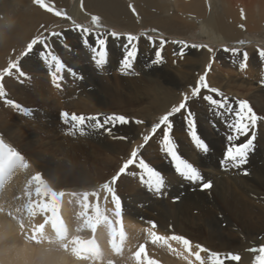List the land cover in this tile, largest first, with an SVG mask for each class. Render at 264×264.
I'll return each mask as SVG.
<instances>
[{"label":"bare ground","instance_id":"obj_1","mask_svg":"<svg viewBox=\"0 0 264 264\" xmlns=\"http://www.w3.org/2000/svg\"><path fill=\"white\" fill-rule=\"evenodd\" d=\"M49 1L56 7H66L65 13L73 18L84 19L94 14L99 16L103 25L110 27L134 32L140 27L157 28L174 38L197 37L202 43H187V47H184L183 44L172 41L162 54L163 62L151 65L155 51L149 46V38L144 36V44L140 45L132 69L124 73L117 59L122 53L111 48L107 63L97 69L88 52L82 49L71 32L66 35L71 45L68 48H56L55 54L63 57L66 66L77 76L81 75V79L78 80L65 70L63 74L56 73L63 79L57 81L60 86L56 87L51 84L47 75L49 67L39 64L34 55L30 57L32 52L23 56L20 53L44 29L54 28L68 20L40 8L33 0H0V70L19 57V68L25 74L21 76L16 69H12L11 74L0 80L6 93L4 97H0V140L24 157L22 165L0 173V264H104L102 260L111 258V252L107 253L106 246L102 247L100 255L98 250L96 252V241L90 236L93 229L86 225L79 228L75 226L82 217L71 210L70 214H74L69 218L67 205L72 207L73 200H77L78 196L83 198L82 194L85 192L90 194L87 197L90 200L111 199V193L102 192L100 187L110 176L97 175V164H106L104 166L107 170L115 154L135 149L146 123L136 122L137 126L130 123L127 130L125 127L119 130L120 134L109 135L103 130H97L99 134L95 132L94 136L95 133L86 128L83 134L76 130L70 132L68 127L71 123L56 120L61 110L77 115L81 111L86 116L120 115L123 112L142 118L157 112L162 114L171 111L185 96L190 97L186 104L194 111L192 113L197 121L198 135L210 149L204 154L192 143L185 151L190 163L196 164L203 178L209 179L214 187L203 192L197 187L194 193H185L180 200L174 201L173 197L179 196L178 190H175L177 184L184 180L177 177L172 166L164 165L163 160L161 174L170 187L169 194L164 196L161 191L157 193L146 188L148 190L145 192L152 194L153 198L145 195L143 198L146 202L129 205V210H122L120 220L125 227L119 228L125 236L130 235L125 240V248L131 247L130 253L126 250L123 252L132 264H145V253L156 264H182L180 257L176 256L180 252L183 257L189 258L188 261H183L184 264H189L191 258L201 264L193 255L198 251L197 245L217 250L236 248L241 260L225 261V264H247L258 252L250 249H258L259 244H264V213L258 207L264 202V156L260 160L248 161L240 168H222L220 160L230 130L215 114L213 106L203 98L205 95H212L216 99L220 97L208 89H201L196 97H192L191 92L201 73L212 61L207 83L210 88H218L224 92V96L229 98L234 107L237 98L249 99L253 101L252 109L257 117L264 113V58L259 55V50H263L259 45L264 46V0ZM129 4L135 9V14L128 7ZM112 40L111 44L117 42V39ZM239 41L243 45L257 42V45L254 43L244 48L248 50L247 60L258 63L249 70V77L239 73L241 71L238 65L245 61L243 53L230 51L240 48L233 46L225 48L229 51L222 52L225 50L223 45H233L232 43ZM155 43L157 47L154 46L153 49L158 48V42ZM172 47L174 50L184 47L186 51L177 55L176 51H171ZM215 51L216 56L213 57ZM230 59L235 64L230 63ZM115 68L121 72L118 70L119 73H111ZM13 81L18 84H12ZM7 99L31 110L30 114L25 115L7 105ZM182 111L170 117L174 125L170 135L185 130L186 125L180 123L186 114ZM162 127L151 135L162 138ZM255 131L258 139H255L254 147L264 148V142L260 138L263 137L264 124L259 119ZM247 138L240 137L235 143H243ZM262 151L264 154V149ZM154 154L157 155L156 152ZM245 168L248 170L247 175L243 174ZM37 176L39 180L35 179ZM113 187H121L118 180ZM37 188L41 189V194L36 193ZM50 192L63 194L57 199V214L61 220L57 227H53L48 219L51 214L42 212L38 206L41 199L49 200L47 193ZM197 197L202 200L201 207L214 214L213 216L195 215L191 212L192 206H199ZM106 206L107 202L104 201L100 208L108 216L112 212H108ZM219 215L221 218L216 219ZM223 220L226 221V226L221 227L220 222ZM139 229L146 230L142 240L137 238L140 234L136 230ZM153 232L163 237L180 235L202 243L189 240V252L179 241L168 239L167 242L153 243ZM100 234L105 240L106 234ZM226 234L230 237L224 236ZM76 240L93 241V244L85 249L76 244ZM137 244L145 246V253L141 254L139 261L134 253L140 246L131 253L132 246H138ZM102 255L106 257L101 260ZM200 255L203 263L209 264L208 253L201 252ZM129 261L124 259L123 264H129Z\"/></svg>","mask_w":264,"mask_h":264},{"label":"snow or ice","instance_id":"obj_2","mask_svg":"<svg viewBox=\"0 0 264 264\" xmlns=\"http://www.w3.org/2000/svg\"><path fill=\"white\" fill-rule=\"evenodd\" d=\"M34 4L38 5L40 8L45 9L48 12H53L55 15H61V12L56 11L53 7H50L45 0H33ZM128 7L132 10L133 14H135V9L132 7L131 4ZM99 17L93 15L91 17L92 23L94 25H99ZM76 29H80V25L75 26ZM94 35L95 37V45L91 47V52L93 53L92 59L97 69L101 68L107 63L108 59V51H107V38L111 36L114 39L119 40L121 36H124L125 43L122 46L123 57L120 60V69L123 70L125 73L132 69L133 63L138 55V37L132 34H122L117 33L115 31L109 33H101L96 32L93 33L89 28H83V40L84 43L87 44V37L88 35ZM52 36L61 35L60 33H51ZM48 39L46 36H37L33 38L27 45L25 51L22 55H27L30 53L34 46L37 44H41L44 47V50L39 53L40 58L49 65L50 71L49 74L52 77L53 83L56 87H59L58 80L62 79V76L58 77L56 73L62 72L64 69V65L60 61V59L52 54L50 45L45 43ZM149 40H152L149 37ZM167 43V41L161 40L160 47L155 50L154 58L150 61L151 65H159L163 62L162 60V48L163 45ZM183 44V42H178ZM187 47V45H184ZM184 47H181L180 52L183 54ZM198 47V46H194ZM211 51V49H209ZM225 51H229V49H225ZM232 53H236L237 49H231ZM259 55L264 58V50H259ZM247 53H244V59L247 60ZM54 63L55 70H51V65ZM242 67L244 64L241 65ZM16 69L21 76L25 74L19 69L18 62L10 61L7 68L3 70V74H0V79L4 74H11V70ZM70 73H72L71 69H68ZM75 75V73H72ZM264 83V81H262ZM201 89H208L211 93H216L220 98L216 99L212 95H205L203 98L205 101H208L211 106H213V110L215 114L222 119V122L225 126L230 130V134L226 136L227 144L225 146V150L223 153V157L220 160V165L222 168H240L241 166L247 164L248 157L250 152H253L254 149V142L256 139V125L258 121V117L253 111L252 107L249 105L248 101L246 100H238L236 101V106L234 107L232 103L229 102V98L225 97L222 93L219 92L216 88H209V85L206 83L205 75H201L196 82V86L192 89L191 96L196 97ZM6 95L3 85L0 84V97H4ZM190 99V97L185 96L184 99L179 103L177 107H173L171 111L167 114L162 115L159 118V122L154 124L152 127V133L155 134L158 129L163 126V136H162V144H163V151L167 154L168 158L172 163L175 171L186 181L191 182L193 185L199 184V190L204 191L210 189L212 187V182L207 181L205 182L203 179L202 174L199 170L189 161L184 159L179 153L177 149V145L175 144L173 138L170 136L171 129L173 128V124L170 120L174 114L180 113L181 110H186L187 114L185 115V124L187 133L195 145V147L200 150L202 153L207 154L209 152V146L205 142L204 139L198 135L197 126L195 120L193 118V114L190 110H187L186 102ZM6 104L13 106L15 109L19 110L25 115L30 114L31 110L24 109L19 104H16L13 100L7 99ZM217 109L223 111H216ZM61 119L65 123H71L74 130H78L81 134L84 133V129H91V130H103L107 134L111 135L113 128L117 125H124L128 124L129 120L127 117L118 114H111L104 116L103 114L98 115H77L72 113L71 115L67 111L61 112ZM137 123H142L141 121H136ZM249 132L251 135L249 136ZM248 137L245 142L243 143H235V141L239 140L240 137ZM121 139H126L125 137H121ZM150 139L149 135L143 136V140L147 142ZM141 148L143 145L140 146ZM138 160V164H137ZM24 163V157L22 154L17 151L13 147H9L7 144L4 143L3 140H0V173H6L11 171L17 165H22ZM136 164L139 169L142 170L141 175V182L146 184L151 190L159 193L161 189L165 185V180L160 171L156 170L155 168L151 167L148 163L145 162L143 158H138V149H133L131 152V156L127 159L123 165L119 168L118 172L111 177L110 183L103 184V188L106 192L112 194V202L115 206V215L117 217L116 224H120V217L122 213V202L120 198L116 195L114 185L116 181L120 178L121 174H124L129 166ZM243 174L247 175L248 170L245 168L243 170ZM35 179L39 180L37 176ZM191 190H196L195 188ZM37 194H41V189L37 188ZM45 194V193H44ZM49 195V200L45 201L43 199L39 202V208L42 212H49L51 215L48 219L51 220L53 227H57L60 223V217L57 214V199L58 196L63 195L57 194L55 192L47 193ZM84 197L83 201V208L84 212L80 213L84 217V224L95 230L97 224L100 223H107L110 229V235L115 236L117 235L116 229L113 227L111 220L103 214L100 206L98 203H94L89 205L87 202V197L90 195L89 193L85 192L82 194ZM91 195H96V193H91ZM180 197H173L174 201L179 200ZM91 207L92 212L91 214L88 213V209ZM153 226H155L154 222ZM119 236L121 239L124 237V233L122 230L119 231ZM152 242H167L168 239L179 241L183 244L186 250L189 252L191 251V242L185 238L184 236L180 235H172L170 237H163L157 235L155 232L152 233L151 236ZM80 247L87 249V246L93 244V241H74ZM113 243V247H115L114 241H110ZM198 251L195 252V258L198 261H201L203 264L202 258L200 253L207 252V260L209 264H225V260L239 262L241 257L238 254L228 253L227 255H223L218 252L210 251L200 245H197ZM250 251H258V255L254 257V264H264V244L260 245L258 249H250ZM145 253V246L143 244L140 245L139 249L134 253V256L139 261L141 254ZM144 262L145 264H156L155 261L149 259L147 254L144 255Z\"/></svg>","mask_w":264,"mask_h":264},{"label":"rangeland","instance_id":"obj_3","mask_svg":"<svg viewBox=\"0 0 264 264\" xmlns=\"http://www.w3.org/2000/svg\"><path fill=\"white\" fill-rule=\"evenodd\" d=\"M69 1H72V0H69ZM50 7H53L56 11H59L61 12V16L62 18L61 19H67L68 21L67 22H64V23H60L58 26L54 27V28H46L44 29L42 32H40L37 36H46L48 37V39L45 41V43L49 44L50 45V48H51V52L52 54L56 55L60 61L62 62V64L64 65V69L62 70V72H60V74H63L65 72V70L68 71V69H70L69 67L66 66V61L65 59H63V57H59L60 55L58 54H55V49L56 48H68L71 44L68 42L67 40V36L68 34H70L71 32H73V35L78 39L82 49L86 50L89 54V56L91 57V60L94 64V61L92 59V52H91V47L95 45L96 41H95V37L94 35L90 34L88 35L87 37V41L88 43L85 44L84 43V40H83V28H89L92 30L93 33H96V32H101V33H109V32H112V31H115L117 33H122V34H132V35H135L138 37V41H137V45H138V50L140 48V45L144 44V42H142L144 38V36L146 37H151L152 40H150V44L149 46L152 48L153 51H155L156 49H153V47H157V45H155L156 43L155 42H158V48L160 47V41L161 40H164V41H167V43H165L163 45V48H162V54H164V50L166 49V47L168 46L167 44H171V42L173 41L174 43H178V42H183V45L187 44V43H191V44H201L202 42H200L198 40L197 37L195 38H181V37H176L174 38V36L172 35H169L159 29H155V28H151V27H140L138 30H136L135 32L134 31H130V30H127V29H121L119 27H110V26H107V25H103L101 23V19H99V25H94L92 23V20H91V17L94 15V14H90L88 17L86 18H73V17H70L67 15V13H65V8L64 6H55V4L51 1H47L46 2ZM96 16V15H95ZM99 17V16H97ZM101 24V25H100ZM76 25H80L81 28L80 29H76ZM101 27V28H100ZM75 30V31H74ZM51 33H60L61 35H58V36H52L50 35ZM49 36H47V35ZM35 36V37H37ZM33 37V38H35ZM157 38V39H156ZM114 38H112L111 36H108L107 38V51H108V55L109 53L111 52V48L112 50H117L118 52L122 53V56H119L118 59V62H120V60L122 59L123 57V52H122V46L123 44L126 42L125 39H124V36H121V38L119 40H117V42H113V44L110 43V40ZM179 39H183V40H179ZM32 40V39H31ZM30 40V41H31ZM112 40V41H113ZM141 40V42H140ZM29 41V42H30ZM28 42V43H29ZM147 42V41H146ZM195 42V43H194ZM197 42V43H196ZM240 42V43H239ZM238 43L237 42H234L232 43L233 45H230V44H227V45H223L224 49L225 48H233L234 47H238L240 48V51L241 53H247L248 50H244L245 47L249 46V45H252L254 43H246L245 45L242 44V41H239ZM246 42V41H245ZM28 43L23 47L20 55L25 51ZM141 43V44H140ZM70 44V45H69ZM120 44V45H119ZM181 44V43H179ZM238 46H237V45ZM241 44V45H240ZM41 44H37L34 46L33 50L30 52L32 55H29L30 57L34 55V57L37 59L38 63L39 64H42L44 67H49L48 64H46L39 56V53L41 51L44 50V47L43 45ZM115 45V46H114ZM255 45H257V42L255 43ZM259 47L261 49L264 50V46L261 44L259 45ZM243 48V49H242ZM42 49V50H41ZM179 49V48H178ZM242 49V50H241ZM75 50V49H74ZM171 51L175 52L177 55H181V52H180V49L179 50H174V48L172 47L171 48ZM186 50L183 51V54L185 53ZM246 51V52H245ZM222 52H226L225 50L222 51ZM155 53V52H154ZM19 55V56H20ZM213 57L216 56V51L212 54ZM23 56V55H22ZM247 56H248V53H247ZM19 57H16L13 62H19ZM227 58V57H226ZM162 59H163V55H162ZM228 61V58L226 59ZM236 61V59H235ZM212 61L208 63V65H210L208 67L207 65V68L201 73V75H205V79H206V83H208V74L211 73V66H212ZM230 63L232 64H235V62L233 60L230 59ZM244 64V66L242 67L241 65ZM258 63H251L249 60H246V61H242L240 63V65H238V68L240 69L242 76L244 77H249L251 76V73L249 72V70H251L253 67L257 66ZM54 65V63L52 64ZM8 67V66H7ZM6 67V68H7ZM230 67H233V66H230ZM5 69V68H4ZM4 69H1L0 70V74H3V70ZM20 69V68H19ZM49 71H50V68H48ZM55 69V66L51 67V70ZM118 70L121 72L120 69L118 68H115L113 70H111L110 72L113 73V72H118ZM49 71H47V75L49 76V80L51 82L52 85H54L53 83V80H52V77L50 76L49 74ZM208 71V72H207ZM246 71V72H245ZM16 72L18 73V71L16 70ZM69 72V71H68ZM124 72V71H123ZM73 73V72H72ZM125 73V72H124ZM200 75V76H201ZM5 76H8V74H4L2 76V78H4ZM75 77H77L78 80L81 79V75H74ZM241 76V77H242ZM51 77V78H50ZM60 77V76H59ZM199 79V78H198ZM197 79V80H198ZM1 80V79H0ZM63 80V79H62ZM61 80V81H62ZM60 81V80H58ZM197 82V81H196ZM18 84L17 82L13 81L12 84ZM210 88V86H209ZM218 89V88H216ZM220 93H222L224 95V92H222L220 89H218ZM216 96H218L216 93H215ZM238 100H246L248 101L249 105L252 107L253 106V101H250L249 99H241V98H237ZM206 106H210L209 104H205ZM187 110H190L191 113L194 112L192 111V109H190L189 105L187 104ZM62 111H67V110H61L60 111V114L57 116V119L56 120H59L61 123H65L62 119H61V112ZM185 111V112H184ZM81 114L85 115L84 113H82L81 111H79ZM168 111H166L165 113H162L160 114L159 112L151 115L150 117H142V118H136V117H132L131 115H128L126 113H123L121 112L120 115H123L125 117L128 118L129 120V123H132L133 125H136L137 126V123L136 121L139 120V121H143V123L145 122L146 124L144 125V128H143V132H142V135L140 137H138L137 139V142L134 146L135 149H138V158H143L145 160L146 163H148L151 167L155 168L156 170L160 171L161 172V165H162V161L164 160V165H168L169 167L172 166V163L170 161V158H168L167 154L162 150L163 149V144H162V138L159 136V135H151L152 134V127L154 124L158 123L159 122V118L162 116V115H165L167 114ZM182 113H186L187 114V111L186 110H183ZM69 114L71 115L72 113L69 112ZM184 114L183 115V118L180 120V123H184L185 124V119H184V116L186 115ZM193 114V113H192ZM257 114V113H255ZM258 117H259V121L260 123L264 124V113H260L258 114ZM193 118L194 115H193ZM196 119V118H195ZM194 119V120H195ZM195 123H197V121L195 120ZM67 124V123H66ZM128 124H124V125H117L115 128H113L112 130V133L113 134H120L119 130H122L124 127L125 129L127 130V127H128ZM173 124V123H172ZM186 125V124H185ZM174 127V125H173ZM68 130L70 132H73L75 131L72 127V124L70 127H68ZM86 130L88 131H93L94 133L98 131L97 130H91V129H87ZM162 130H163V127H162ZM198 130V129H197ZM78 131V130H76ZM80 132V131H79ZM78 133V132H77ZM145 135H149L150 136V139H152V142H149V140L147 142H145L143 140V136ZM263 137H260L262 139V141L264 142V132H263ZM94 136H96V133L94 134ZM107 136V135H106ZM171 138H173L175 144L177 145V149H178V153L184 158L186 159L187 161L190 162V160L188 159L187 157V154L186 153V148H188L189 146H191L192 144V141L186 131V127H185V130H183L182 132H179V133H176L174 135H170ZM108 137V136H107ZM109 139L111 140H114L113 138L111 137H108ZM258 139V137L256 138ZM143 145V147L141 148L140 146ZM254 151L251 152L249 154V157H248V161H255V160H260V158L262 156H264L263 154V149L264 148H260V147H257L255 146L254 147ZM116 151V149L114 150ZM133 150H128L126 149V151H124L123 153L121 154H115V157L113 158L112 162H111V166L109 169L106 170L107 167H105L104 165L106 164H103V163H100V164H97L98 168H97V172L96 174L99 175V176H102V177H105L107 175H109L110 177L107 179V183L109 181H111V177L113 175H115L119 168L123 165V163L130 158L131 156V152ZM260 151V152H259ZM154 152L157 153V155L154 154ZM224 153V152H222ZM159 160L158 162L156 160ZM137 164H138V160H137ZM194 166L199 170V167L194 164ZM172 171L177 175V177L179 179H183L174 169V167L172 166ZM200 172V171H199ZM142 170L139 169L137 167L136 164L134 165H131L129 166V168L126 170V172L124 174H121L120 178L118 179L119 181V185L121 187L117 188L115 187V193L116 195L120 198L121 202H122V206L125 205L126 207H123L122 210H129L130 208H128L127 206L129 205H133V204H136V203H139L141 204L142 202H146L147 200H145L143 197L145 195H149L151 196L152 198L154 197L152 194H150L149 192H145L149 189V187L142 183L141 182V175H142ZM205 182L207 181H210L209 179H205L203 178ZM99 180V179H98ZM184 180V179H183ZM261 181V180H260ZM262 183V181H261ZM103 184L105 183H101L100 184V187L102 189V192H106V190L103 188ZM91 185V184H90ZM178 187L175 189V190H178L177 191V194H179V197H181L182 195H184L185 193H194L193 188L199 189V184H195L193 185L191 182L189 181H186L184 180L183 182H181V184H177ZM168 187V188H167ZM213 183H212V188H213ZM148 188V189H146ZM169 185L165 183V186L161 189V192L163 193L164 196H168L169 194ZM151 190V189H150ZM166 191V192H165ZM204 191H207V190H204ZM168 192V193H167ZM203 192V191H202ZM121 194V195H119ZM82 197V196H80ZM78 196V199L77 200H73L72 204L73 206L71 207V205H67V207L69 208L68 209V213L67 215L69 216V218L71 217L70 215L74 214V212H76L78 215H80V213L84 212V208H83V201H84V197L83 198H80ZM109 197L111 199H107V198H101V199H98V200H90L87 198V202L89 203V205L91 204H94V203H98L100 207L103 206V202L106 201L107 202V210L108 212H112L110 215H108L107 217L111 220L112 222V225L113 227L116 229L117 231V235H115L114 237L110 235V229H109V226L107 223H100V224H103L101 226V228H98L97 230H93V233L90 234V236L92 237L93 241H96V243L94 244L95 245V250L97 252L98 250V254L100 255L101 252H102V247L106 246L107 248V253L110 251L111 252V258H109L107 261L105 260H102V259H105L106 256L102 255V258L101 260L103 261L104 264H123V260L124 259H127L129 261V257L126 256V254H124L123 250H126L128 251V253H130V246H128L129 248H125V240L129 239V236H125L123 237V239H121V237L119 236V231H120V228L119 227H125V225L123 224L122 220H120V224L117 225L116 224V221H117V217L115 215V206L112 202V194L109 195ZM180 200V199H179ZM201 198H196V202L198 203L199 206H196V207H191V212L195 215L197 214H205V215H210V216H213L214 214H210L208 210H204L202 207H201ZM67 203H69V200L67 201ZM254 203H258V201H254ZM258 207H260L261 211L264 213L263 209H264V202H262L261 205H258ZM257 209H255V212H257ZM71 210H74V212L72 214H70V211ZM92 212V209L91 207H89L88 209V213L91 214ZM82 217L80 223H75V226H78L81 227L82 225H85L84 224V217L82 215H80ZM209 217V216H208ZM215 219V217H213ZM220 215L219 216H216V219H220ZM120 219V218H119ZM221 227H224L226 226V221H221ZM100 224H97V226L95 228H97ZM219 225V224H218ZM220 226V225H219ZM221 229V228H220ZM225 230H229L227 228H223ZM235 229V228H234ZM138 232V239L139 240H142L144 237H145V233H146V230L144 229H139V230H136ZM230 231V230H229ZM101 232L105 233L106 234V238L104 240V238L102 237V235L100 234ZM132 232V231H130ZM233 233V231H230ZM207 235V234H206ZM226 237H230L228 234L224 235ZM262 238V237H261ZM188 240H193V239H190V238H187ZM110 241H114L115 243V247H113V243L110 242ZM193 242H196V243H202V242H197V241H194ZM263 244V243H262ZM262 244H259V247L260 245ZM138 246H132V252L133 253L135 250L138 249V247L141 245V244H137ZM147 246V245H146ZM208 250L210 251H214V252H218V253H221L223 255H227L228 253H232V254H238L239 255V250L236 249V248H228V249H223V250H217V249H213L212 247H207ZM221 249V247L219 248ZM259 253L257 252V255ZM112 256L114 258H112ZM176 256L180 257L179 258V261L183 263V261H188L187 259L189 258H185L183 257V253L180 252L178 254H176ZM240 256V255H239ZM255 257V256H254ZM254 257L252 259H250V261L247 263V264H254ZM99 257H96V259H98ZM117 258V259H116ZM112 259H114V261L112 262ZM116 260V261H115ZM191 261H189L190 263L189 264H198L195 260H193V258L190 259ZM241 260V259H240ZM226 262H230L228 260H225ZM129 264H132L131 261H129ZM188 264V263H187ZM204 264V263H203Z\"/></svg>","mask_w":264,"mask_h":264}]
</instances>
